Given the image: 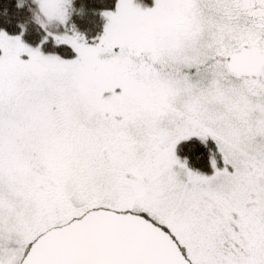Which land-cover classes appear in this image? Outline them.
Returning <instances> with one entry per match:
<instances>
[{"label":"snow or ice","instance_id":"1","mask_svg":"<svg viewBox=\"0 0 264 264\" xmlns=\"http://www.w3.org/2000/svg\"><path fill=\"white\" fill-rule=\"evenodd\" d=\"M0 264H264V0H0Z\"/></svg>","mask_w":264,"mask_h":264}]
</instances>
